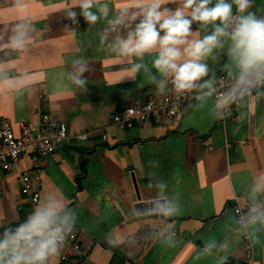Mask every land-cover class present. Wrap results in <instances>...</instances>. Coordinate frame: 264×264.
Returning a JSON list of instances; mask_svg holds the SVG:
<instances>
[{
	"label": "crops",
	"instance_id": "1",
	"mask_svg": "<svg viewBox=\"0 0 264 264\" xmlns=\"http://www.w3.org/2000/svg\"><path fill=\"white\" fill-rule=\"evenodd\" d=\"M109 2L115 11L123 0ZM12 4L0 0V36L17 21ZM70 7L79 11L74 0H29L34 25L29 50L16 54L0 46V66L14 78L0 84V118L18 134L19 123L37 124L49 112L71 134L88 132L89 137L69 139L36 161L28 152L1 174L0 220L16 226L32 211L35 203L22 191L19 177L38 169V200L52 192L77 217L80 251L64 245L52 264H218L224 255L245 264L240 238L245 228L235 210L243 208L245 217L250 187L264 172V100L248 98L226 120L213 119L193 100L162 123L149 119L119 127L113 114L165 92L143 73L129 77V65L109 47L112 37L101 39L105 20L88 30L83 17L79 24L67 17ZM251 10L264 15V0H254ZM226 59L209 58L210 75L224 74ZM78 60L89 65L84 87L68 75ZM161 183L166 185L163 196L158 195ZM163 197L177 204L178 215L160 218L145 211ZM246 230L251 264H264V229ZM209 239L227 242L228 250L200 255Z\"/></svg>",
	"mask_w": 264,
	"mask_h": 264
},
{
	"label": "clouds",
	"instance_id": "2",
	"mask_svg": "<svg viewBox=\"0 0 264 264\" xmlns=\"http://www.w3.org/2000/svg\"><path fill=\"white\" fill-rule=\"evenodd\" d=\"M254 0H123L113 11L109 0H74L66 9L76 24L83 20L91 30L101 20L108 27L101 39L111 51L129 65L128 74L135 79L143 73L158 92L171 90L176 98L191 95L197 109H208L213 119L230 116L248 98L264 100V15L252 11ZM175 5V7H169ZM17 21L0 36V46L9 53L24 54L33 42L34 25L29 0H13ZM111 12V18L110 17ZM193 25L198 27L194 30ZM115 34V35H113ZM226 56L223 72L226 85L221 88L207 63ZM146 60L150 61L149 63ZM2 65V62H0ZM89 65L74 62L69 77L84 87ZM14 81L0 66V84ZM10 86H15L12 83ZM160 193L166 185L159 184ZM264 172L253 181L248 193V210L243 219L245 229H264ZM145 211L160 218L179 214V207L167 197L156 199ZM77 217L72 208L52 192L36 201L32 211L16 226L0 220V264H52L73 232ZM228 243L205 241L200 255L225 252ZM226 255L218 264H227Z\"/></svg>",
	"mask_w": 264,
	"mask_h": 264
},
{
	"label": "built area",
	"instance_id": "3",
	"mask_svg": "<svg viewBox=\"0 0 264 264\" xmlns=\"http://www.w3.org/2000/svg\"><path fill=\"white\" fill-rule=\"evenodd\" d=\"M224 76L225 74L217 75L221 88L227 83ZM193 100L191 95L178 100L170 85L165 93L157 97L150 98L144 103H133L125 106L121 111L113 114L111 120L113 124L122 128H130L134 124H141L149 119L154 120L156 123H162L176 116L181 107L189 106ZM231 115L221 120H226ZM88 137V132L71 134L64 121L49 112L42 113L37 124L31 122L19 123L18 134L14 132L11 123L7 119L0 118V175L9 171L13 164L28 152H31V159L36 161L39 157L54 154L62 143L69 139L86 140ZM105 139L106 134L103 133L102 140ZM243 143L246 142L243 141ZM39 179L40 172L38 169L23 173L19 177L22 191L31 196L33 203H36L39 198ZM247 202L249 203L248 199ZM235 212L238 224L243 226V208L239 206ZM170 236L174 238L176 233L171 232ZM240 238L243 243L245 264H251L253 247L246 229L241 232ZM65 245L75 252L80 251V241L76 227Z\"/></svg>",
	"mask_w": 264,
	"mask_h": 264
},
{
	"label": "trees",
	"instance_id": "4",
	"mask_svg": "<svg viewBox=\"0 0 264 264\" xmlns=\"http://www.w3.org/2000/svg\"><path fill=\"white\" fill-rule=\"evenodd\" d=\"M227 264H235V262H234V260L229 259V260H227Z\"/></svg>",
	"mask_w": 264,
	"mask_h": 264
}]
</instances>
